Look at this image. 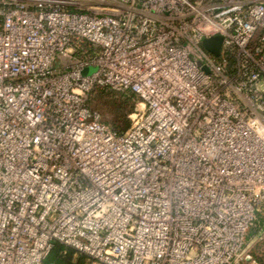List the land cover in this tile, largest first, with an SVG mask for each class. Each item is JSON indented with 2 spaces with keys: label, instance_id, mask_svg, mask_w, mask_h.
Instances as JSON below:
<instances>
[{
  "label": "built area",
  "instance_id": "built-area-1",
  "mask_svg": "<svg viewBox=\"0 0 264 264\" xmlns=\"http://www.w3.org/2000/svg\"><path fill=\"white\" fill-rule=\"evenodd\" d=\"M98 88L141 102L126 130ZM56 243L264 264V0H0V264Z\"/></svg>",
  "mask_w": 264,
  "mask_h": 264
},
{
  "label": "rangeland",
  "instance_id": "rangeland-1",
  "mask_svg": "<svg viewBox=\"0 0 264 264\" xmlns=\"http://www.w3.org/2000/svg\"><path fill=\"white\" fill-rule=\"evenodd\" d=\"M90 105L100 113V116L105 123L118 127L122 126L125 123V120H127L130 125L134 114L143 109L142 104L138 99L132 100L127 104L123 103V100L119 98L118 94L110 95L108 93H105L98 98L96 97ZM78 262H80V264L91 263V261H88L84 255L72 250L71 263L75 264Z\"/></svg>",
  "mask_w": 264,
  "mask_h": 264
},
{
  "label": "trees",
  "instance_id": "trees-1",
  "mask_svg": "<svg viewBox=\"0 0 264 264\" xmlns=\"http://www.w3.org/2000/svg\"><path fill=\"white\" fill-rule=\"evenodd\" d=\"M110 94V95H119V98L123 100V103H129L132 100H137V97L133 93H120L116 92L114 90L110 89H95L90 98H89V104L92 103V101L97 97L102 96L103 94ZM91 106V105H90ZM110 125V124H109ZM111 126V125H110ZM113 127L116 131L122 132L126 130L129 127L128 121L125 120V123L118 127V126H111ZM71 254H72V249L65 248L62 245L56 243L51 251L49 252L46 260L44 261V264L52 263V264H74L71 263ZM75 264H80V262L75 263Z\"/></svg>",
  "mask_w": 264,
  "mask_h": 264
},
{
  "label": "water",
  "instance_id": "water-1",
  "mask_svg": "<svg viewBox=\"0 0 264 264\" xmlns=\"http://www.w3.org/2000/svg\"><path fill=\"white\" fill-rule=\"evenodd\" d=\"M220 36H213L203 40L204 46L212 53L217 54L220 44Z\"/></svg>",
  "mask_w": 264,
  "mask_h": 264
}]
</instances>
